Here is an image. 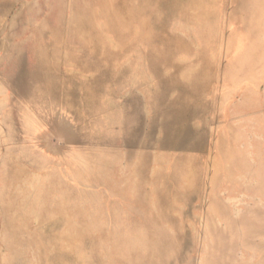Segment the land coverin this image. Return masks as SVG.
<instances>
[{
	"label": "rangeland",
	"instance_id": "obj_1",
	"mask_svg": "<svg viewBox=\"0 0 264 264\" xmlns=\"http://www.w3.org/2000/svg\"><path fill=\"white\" fill-rule=\"evenodd\" d=\"M0 264H264V0H0Z\"/></svg>",
	"mask_w": 264,
	"mask_h": 264
},
{
	"label": "bare ground",
	"instance_id": "obj_2",
	"mask_svg": "<svg viewBox=\"0 0 264 264\" xmlns=\"http://www.w3.org/2000/svg\"><path fill=\"white\" fill-rule=\"evenodd\" d=\"M198 88H201V86H199ZM190 135V134H189ZM172 138V136L170 135L168 138H166V139H171ZM189 138H191V136H189ZM188 141V140H187Z\"/></svg>",
	"mask_w": 264,
	"mask_h": 264
}]
</instances>
